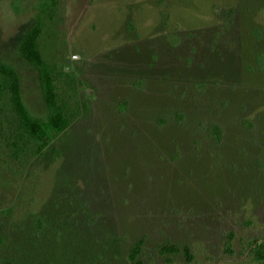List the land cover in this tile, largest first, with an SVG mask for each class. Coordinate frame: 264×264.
<instances>
[{
    "label": "rangeland",
    "instance_id": "1",
    "mask_svg": "<svg viewBox=\"0 0 264 264\" xmlns=\"http://www.w3.org/2000/svg\"><path fill=\"white\" fill-rule=\"evenodd\" d=\"M37 1L0 0V63L40 116ZM38 46L78 105L23 162L0 109V264H258L264 0H59Z\"/></svg>",
    "mask_w": 264,
    "mask_h": 264
},
{
    "label": "trees",
    "instance_id": "2",
    "mask_svg": "<svg viewBox=\"0 0 264 264\" xmlns=\"http://www.w3.org/2000/svg\"><path fill=\"white\" fill-rule=\"evenodd\" d=\"M59 0H38L37 14L33 25L23 35L19 53L37 70L45 112L40 116L33 115L22 100L20 78L17 72L6 64L0 63V109L6 105L14 120L11 134L12 156L23 162L27 157L38 158L45 149L69 127L73 107L77 101L69 100L56 91L55 79L44 62L39 51L38 39L41 35L44 19L52 14ZM73 98V97H72ZM82 107L87 109L83 102ZM219 135L218 130H214ZM140 247L137 242L131 249L129 260L134 262ZM254 260L264 264V246L255 248Z\"/></svg>",
    "mask_w": 264,
    "mask_h": 264
}]
</instances>
